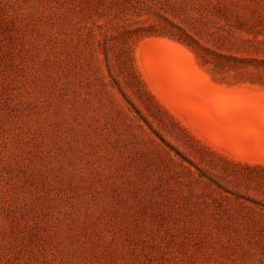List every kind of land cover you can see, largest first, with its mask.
Masks as SVG:
<instances>
[{"label":"rangeland","instance_id":"rangeland-1","mask_svg":"<svg viewBox=\"0 0 264 264\" xmlns=\"http://www.w3.org/2000/svg\"><path fill=\"white\" fill-rule=\"evenodd\" d=\"M0 264H264V0H0Z\"/></svg>","mask_w":264,"mask_h":264},{"label":"bare ground","instance_id":"bare-ground-1","mask_svg":"<svg viewBox=\"0 0 264 264\" xmlns=\"http://www.w3.org/2000/svg\"><path fill=\"white\" fill-rule=\"evenodd\" d=\"M160 51V50H159ZM187 60V59H186ZM166 67V66H165ZM180 68V67H179ZM167 72V71H166ZM189 78V77H188ZM232 96V95H231ZM218 103V102H217ZM221 106V105H220ZM191 109V108H190ZM245 115V114H244ZM216 116V115H215ZM254 116V115H253ZM216 119V118H215ZM218 120V119H217ZM231 121V120H230ZM235 123V122H234ZM240 124V123H239ZM234 125V124H233ZM236 125V124H235ZM241 125V124H240ZM239 126V125H238ZM242 126V125H241ZM232 128V127H231ZM231 133V132H230ZM218 139V138H217ZM220 139V138H219ZM233 139V138H232ZM236 150V149H235ZM263 151V150H262ZM252 152V151H251ZM254 155V154H253ZM255 156V155H254ZM260 161V160H259Z\"/></svg>","mask_w":264,"mask_h":264}]
</instances>
